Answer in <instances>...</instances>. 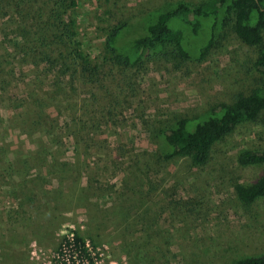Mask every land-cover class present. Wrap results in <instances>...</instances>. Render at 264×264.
<instances>
[{"label": "rangeland", "instance_id": "374dc122", "mask_svg": "<svg viewBox=\"0 0 264 264\" xmlns=\"http://www.w3.org/2000/svg\"><path fill=\"white\" fill-rule=\"evenodd\" d=\"M179 1L207 3L80 0L66 15L82 49L100 62L111 27L126 24L125 37L143 34L153 12ZM2 21L0 156L11 167L0 178V264H46L70 230L111 264H231L264 252V196L244 204L234 191L264 174L263 164L236 158L264 149V110L216 142L203 165L161 157L162 132L177 119L202 118L234 93L264 87L255 49L239 41L231 20L217 24L202 54L208 23L185 34L187 57L166 47L134 66L100 62L101 86L74 78L69 91L32 95L43 100L32 111L24 106L33 72L20 57L12 65L4 57L2 42L10 45L12 34L3 37ZM50 81L40 73L33 87L43 92ZM35 111L44 124H36ZM19 185L33 191L32 204L19 205V192L18 199L8 195Z\"/></svg>", "mask_w": 264, "mask_h": 264}, {"label": "trees", "instance_id": "16d2710c", "mask_svg": "<svg viewBox=\"0 0 264 264\" xmlns=\"http://www.w3.org/2000/svg\"><path fill=\"white\" fill-rule=\"evenodd\" d=\"M79 1L0 0L2 29H6L1 34L5 39L12 34L10 45L2 42L4 57L10 58L11 65L13 57H20L27 70L33 72L34 78L27 82L29 103L24 106L26 109H40L42 99L46 98L44 94L51 90V93H64L73 89L74 78H82L83 84L101 86L103 76L100 62L116 67L134 66L147 53H157L166 47L173 55L187 57L183 48L185 34L196 35L204 23H208V33L198 48L200 54L211 45L217 24L223 25L231 20L232 30L239 41L255 49L253 67L264 77V0H207L205 7L176 2L153 12L143 23V34L125 37L126 24L111 27L104 41L107 58L101 57L100 62L94 61L82 49L74 30L75 20L66 15L77 7ZM40 73L51 79L43 92L33 87V80ZM32 95H39L42 99L36 96L31 99ZM263 110L264 87H261L246 93H234L230 101L216 104L202 118L190 120L180 117L162 132L161 157L166 161L187 157L192 164L203 165L216 142L239 124L255 120ZM35 120L37 125L44 124L39 111H35ZM3 157L0 156V165L4 167L0 169L1 179L6 176L5 169L11 167L4 164ZM236 158L240 165H264V149L240 150ZM17 187L21 189H10L8 195L18 199L19 192L22 197V200L19 198V205L23 204V200L32 204L33 191L27 187L24 189L23 185ZM234 191L244 204L263 197L264 174L247 186L236 184ZM73 241L83 252V238L76 230L73 231ZM231 264H264V252L240 257Z\"/></svg>", "mask_w": 264, "mask_h": 264}, {"label": "built area", "instance_id": "2783aa9c", "mask_svg": "<svg viewBox=\"0 0 264 264\" xmlns=\"http://www.w3.org/2000/svg\"><path fill=\"white\" fill-rule=\"evenodd\" d=\"M73 231H67L62 235L46 264H111L110 261L104 262L103 252L83 236V252H81L73 241Z\"/></svg>", "mask_w": 264, "mask_h": 264}]
</instances>
